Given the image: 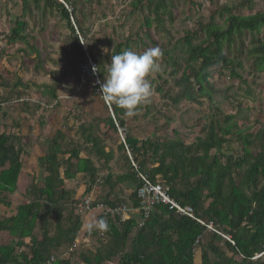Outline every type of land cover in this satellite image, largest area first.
<instances>
[{
  "label": "trees",
  "instance_id": "16d2710c",
  "mask_svg": "<svg viewBox=\"0 0 264 264\" xmlns=\"http://www.w3.org/2000/svg\"><path fill=\"white\" fill-rule=\"evenodd\" d=\"M63 1L64 4L59 0H34V4L44 12L59 13L71 34L72 54L81 64L90 56L97 68L98 80L103 82L108 57H94L91 48H88V52L84 51L82 41L86 40V36L77 19V3L71 4L70 8L68 4L71 2ZM147 1L148 6H152V1ZM245 2L250 3L252 0ZM23 4L26 5L25 0ZM161 10L166 11L162 1L153 9L156 16L154 21H160ZM227 12L223 26L212 22L200 29L206 36L202 43L194 44L192 33L184 38L187 61L183 76L177 83L181 92L174 103H198L205 98L211 101L209 69L219 63L226 68H242L240 60L230 59L227 53L229 55L236 38L240 39L246 33H260L264 28V12L248 17L234 15L229 10ZM154 21L146 19L147 29ZM26 29V22L17 20L7 42L10 45L18 42L28 45ZM126 49H131L129 43ZM32 50L39 60V51L33 47ZM120 52L117 48L112 55ZM249 56L256 61L257 72L264 73V42L253 39ZM37 69H42V64L39 63ZM231 75L240 78L234 70ZM60 85L61 82H58L57 87ZM96 89L99 90V87ZM45 90L43 95L52 100L58 99L56 88L46 86ZM110 104V116L104 120L105 127L114 134L118 133V128L126 131L124 110L115 103ZM1 106L4 105L0 103ZM234 120L235 116L232 115L226 118L225 125L211 122L205 138H199L191 145H186L179 136L174 141L139 140L125 132V144L120 143L117 151L128 170L119 175L115 183H112L113 176L108 174L103 183L109 186L111 193L117 184H134L135 191L130 196L129 204L134 212L126 222L114 216L103 223L99 217L100 223L105 226L100 230L92 229L88 236L98 237L100 248L95 253L83 256L84 263L196 264V254L200 250V264H264V130L256 134L237 131L236 136L243 142V157L236 161L223 157L226 159L223 162L220 156L224 145L228 142L227 138L233 135L234 129H237ZM98 128V122L80 125L78 131L84 140V149L75 147L71 150L64 147L66 135L57 131L49 141L46 154L37 160L38 173L27 191L31 200L16 207L8 196L18 190L24 151L20 137L0 132V207L8 209L7 214L0 215V264H48L52 256L56 261L51 264H71L70 258L61 257V251L66 247L71 256L77 251V248H72L83 223L75 202L70 216H66L73 193L66 190L65 181L74 180L80 175L86 177L90 186L85 195H89L99 173L90 157L102 162L105 168L113 162L114 153L106 150L103 139L96 133ZM255 140L261 143V150L253 153L250 147ZM213 151L216 155L211 154ZM83 152L87 153V157H81ZM138 173L144 174L154 183L167 186L176 202L192 208L198 219L207 224L212 223L233 244L216 233H208L205 227L177 215L164 205L156 206L144 226L139 228L142 215L137 211L140 201L136 193L141 186ZM236 174L239 177H235ZM100 202L94 201L93 205L104 204L114 208L122 201L105 198ZM52 217H55L53 235ZM39 223L40 236L35 233ZM4 234L12 240L5 242Z\"/></svg>",
  "mask_w": 264,
  "mask_h": 264
},
{
  "label": "rangeland",
  "instance_id": "374dc122",
  "mask_svg": "<svg viewBox=\"0 0 264 264\" xmlns=\"http://www.w3.org/2000/svg\"><path fill=\"white\" fill-rule=\"evenodd\" d=\"M69 1L70 8L71 4L77 3V19L86 36V40L83 39L84 51L88 52L91 48L94 57H108L111 61L116 49L126 50L127 43L137 53L148 48H159L162 53L158 59L159 70L150 77L153 95L138 108L136 116L124 115L126 131L120 129L123 137L125 132L139 140L174 141L179 136L182 142L191 145L197 139L205 138L211 122L225 125L226 118L233 115L237 129L227 138L228 142L222 150L220 158L225 162L223 157L233 161L243 157V142L236 136L237 131L256 134L264 130V73L257 72L256 61L249 56L253 39L264 42V28L259 34L246 33L242 38H236L229 55L227 53L230 59L238 58L242 68H226L219 63L209 69L211 101L205 98L198 103H174L181 92L177 83L183 76L187 61L184 38L192 33L193 43L200 44L206 39L205 34L200 32L203 26L212 22L223 26L228 10L244 17L262 13L264 0H252L250 3L246 0H151L150 7L147 0ZM161 1L166 11H160L158 22L154 21L153 9ZM25 2L26 5L23 0H0V103L4 105L0 107V132L20 137L24 151L22 176L17 192L8 196L10 202L16 207L31 200L27 191L38 173L37 160L46 154L49 141L57 131L66 135L65 149H84V140L78 131L80 125L98 122L96 133L103 139L106 150L114 153V160L105 168L102 162L90 157L99 173L89 195H85L90 186L86 177L80 175L65 181L66 190L73 193L66 216H70L73 203L76 207L85 197L99 203L105 198L119 200L122 201L120 205L129 207L130 196L135 191L134 184H117L111 193L109 186L103 183L108 174L113 176L112 183H115L117 177L128 169L117 151L118 145L123 143L122 136L119 131L117 134L109 132L104 125V120L110 116L111 104L105 102L99 93L102 82L99 80L97 84L98 72H93L90 56L81 64L72 54L71 34L58 12H44L35 6L34 0ZM146 19L154 21L150 29L145 26ZM17 20L27 24L25 35L28 45L20 42L10 45L7 42ZM32 47L39 51V60ZM39 63L42 64L40 70L37 69ZM92 63L95 65L94 61ZM233 70L240 78L231 75ZM58 82H61L59 87ZM46 86L57 89V100L43 95ZM260 145L255 140L250 151L259 152ZM211 154L216 155V152ZM81 157H87V153L83 152ZM239 171L242 173V170ZM3 209L0 207L1 216L8 212V209H4L6 212ZM81 217L83 227L76 240L77 251L72 256L66 247L61 251V257L70 258L71 264H85L83 256L100 248L98 237L88 236L89 231L97 227L99 212L92 211ZM92 217L94 222L88 225ZM50 221L53 235L55 217ZM40 228L39 223L35 232L38 236ZM3 240L10 242L12 238L4 234ZM199 251L196 264H200Z\"/></svg>",
  "mask_w": 264,
  "mask_h": 264
},
{
  "label": "clouds",
  "instance_id": "9594fccd",
  "mask_svg": "<svg viewBox=\"0 0 264 264\" xmlns=\"http://www.w3.org/2000/svg\"><path fill=\"white\" fill-rule=\"evenodd\" d=\"M161 55L159 48H148L142 53L126 49L111 55L104 81L100 84L103 100L115 103L127 117L136 116L138 108L153 95L150 77L159 70ZM96 71L94 67L93 72Z\"/></svg>",
  "mask_w": 264,
  "mask_h": 264
},
{
  "label": "built area",
  "instance_id": "2783aa9c",
  "mask_svg": "<svg viewBox=\"0 0 264 264\" xmlns=\"http://www.w3.org/2000/svg\"><path fill=\"white\" fill-rule=\"evenodd\" d=\"M64 4V3H63ZM67 7V6H66ZM68 9V7H67ZM83 45V41H82ZM85 48V46L83 45ZM89 59V57H88ZM90 65L92 68L95 67V65L92 63L91 59H89ZM99 83V80L97 84ZM118 131L120 135L122 136L121 130L118 128ZM122 142L124 143V137L122 136ZM135 169L136 166L132 164ZM138 179L141 182V186L137 189V198L139 199V208L138 212L142 215V220L139 223V228L143 227L145 222L150 218L151 213L153 209L158 205H164L168 207L170 211L175 212L177 215L181 217L188 218L190 220L195 221L199 225L206 228L208 233H216L219 236L223 237L225 240L229 241L233 244L231 239L227 236H224L223 234L219 233L212 223L207 224L203 222L202 220L198 219L196 217V214L194 210L190 207H183L178 202H176L171 196H170V190L167 186L161 183H154L152 182L147 176L144 174L138 173ZM94 200H92L90 197H85L83 201H81L77 205L78 213L84 215L85 213H90L92 211H98L99 216L103 219V223H106L110 217H119L121 222L129 221L132 217V214L134 212L133 209H131L128 206L125 205H118L114 208L108 207L104 204H98L96 206L93 205ZM98 222L96 224V229L100 230L105 226V224ZM104 225V226H103ZM102 236V235H101ZM198 245V242L196 243V246ZM77 248V242H75L72 249ZM56 259L54 256L51 257L48 264H51L55 262Z\"/></svg>",
  "mask_w": 264,
  "mask_h": 264
},
{
  "label": "crops",
  "instance_id": "0c3cea01",
  "mask_svg": "<svg viewBox=\"0 0 264 264\" xmlns=\"http://www.w3.org/2000/svg\"><path fill=\"white\" fill-rule=\"evenodd\" d=\"M21 176H22V175H21ZM21 176H20V177H21ZM18 184H19V182H18ZM88 218H90V217H88ZM131 218H132V217H131ZM92 219H93V217L91 218L90 221H88V222H89L88 225L91 224V222H94V221H93L94 219H93V220H92ZM98 222H100V221L98 220ZM91 225H92V224H91ZM91 225H90V226H91Z\"/></svg>",
  "mask_w": 264,
  "mask_h": 264
},
{
  "label": "water",
  "instance_id": "95a60500",
  "mask_svg": "<svg viewBox=\"0 0 264 264\" xmlns=\"http://www.w3.org/2000/svg\"><path fill=\"white\" fill-rule=\"evenodd\" d=\"M60 2L63 3L61 0H60ZM124 144H125V142H124Z\"/></svg>",
  "mask_w": 264,
  "mask_h": 264
}]
</instances>
